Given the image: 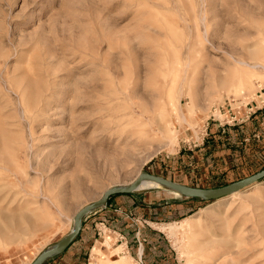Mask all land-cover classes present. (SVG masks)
Segmentation results:
<instances>
[{"label":"rangeland","instance_id":"rangeland-1","mask_svg":"<svg viewBox=\"0 0 264 264\" xmlns=\"http://www.w3.org/2000/svg\"><path fill=\"white\" fill-rule=\"evenodd\" d=\"M262 48L264 0H0V264H30L141 171L211 187L262 168ZM173 191H135L183 206L138 223L142 255L101 222L80 263L264 264V178L210 200Z\"/></svg>","mask_w":264,"mask_h":264},{"label":"crops","instance_id":"crops-1","mask_svg":"<svg viewBox=\"0 0 264 264\" xmlns=\"http://www.w3.org/2000/svg\"><path fill=\"white\" fill-rule=\"evenodd\" d=\"M237 126L241 127L242 124ZM217 130L220 133L225 131V129L221 130L219 127H217ZM247 138L244 137L242 140L246 141ZM212 140L214 141V138ZM207 143V146L211 145V142ZM220 152L224 153L221 150ZM135 191L112 194L108 197L104 206L87 213L82 220L81 229L65 250L51 256L42 264H81L83 254L85 255L86 252L85 247L93 240L91 232H94V225L96 227L101 222L125 240L128 238L134 243L137 242L138 254L142 255L144 246L143 242L140 241L139 233L141 239L145 240L144 236L146 234L144 232L146 231L138 223L140 221L158 223V220L162 219L163 216L175 213L183 206L177 205L178 200H159L157 196L152 194L138 195ZM135 229L137 230L136 234ZM148 234L153 235L156 233L150 230Z\"/></svg>","mask_w":264,"mask_h":264},{"label":"water","instance_id":"water-1","mask_svg":"<svg viewBox=\"0 0 264 264\" xmlns=\"http://www.w3.org/2000/svg\"><path fill=\"white\" fill-rule=\"evenodd\" d=\"M264 178V166L259 170L241 177L239 179L230 181L223 185L200 187L176 182L159 175L151 174L146 171H141L129 183L125 185H115L107 188L97 199L80 207L72 216V227L67 234L57 240L54 244L46 247L40 251L30 264H42L51 256L61 253L72 242L74 237L81 229L82 220L90 211L104 206L108 197L115 193H128L135 191L142 179H151L161 185L175 189L178 193L187 198L198 199H215L222 196L230 195L233 192L240 191Z\"/></svg>","mask_w":264,"mask_h":264},{"label":"bare ground","instance_id":"bare-ground-1","mask_svg":"<svg viewBox=\"0 0 264 264\" xmlns=\"http://www.w3.org/2000/svg\"><path fill=\"white\" fill-rule=\"evenodd\" d=\"M237 2H239V1H237ZM239 3H241V2H239ZM237 4L238 5V7H237V11L238 12H240V14H244V13H246V9H245V7H246V5L244 6V5H242V4ZM227 52V51H226ZM231 52V51H230ZM228 53V52H227ZM227 55H229V53L227 54ZM230 55H231V53H230ZM229 55V56H230ZM259 55H260V60L262 61V60H264V48H262V49H260L259 50ZM238 64H244V65H246L245 63H244V61H241V60H235ZM259 62L258 64H260V65H262V66H264V64L262 63V62ZM215 62V61H214ZM188 63V62H187ZM190 64V63H189ZM257 64V63H256ZM187 65V64H186ZM209 65H210V63H209ZM221 65H224V63H222ZM247 66H249V64L248 65H246V67ZM186 67V66H185ZM254 67V66H253ZM252 67V68H253ZM187 68V67H186ZM241 71L238 73L237 72V76L235 77V81H234V91L235 92H239V91H241L242 89H244V88H246V87H248L249 85H250V76H251V74L250 73H248V71L246 70V69H244L243 67H240L239 68ZM248 73V74H246V72ZM89 87V86H88ZM93 87V86H92ZM95 87V86H94ZM93 87V88H94ZM90 88V87H89ZM88 89V88H87ZM86 89V90H87ZM90 90L91 91H93L91 88H90ZM94 90H95V88H94ZM238 94V93H237ZM86 96V95H85ZM89 97H87L86 99H88ZM171 98V97H170ZM168 100H169V95H168ZM108 102V101H107ZM109 102H111L112 104H113V102L112 101H109ZM171 102V101H170ZM110 103V104H111ZM107 104V103H106ZM169 104V103H168ZM114 106V105H113ZM170 106H172V105H170ZM111 107V106H110ZM175 107V106H174ZM104 108V110H105V107H103ZM115 108V106L113 107V109ZM173 108V107H172ZM171 108V109H172ZM102 109V107H97V111L96 112H100V110ZM111 109V108H110ZM108 111H109V108H108ZM111 111H114V110H110V112ZM133 111V110H132ZM175 112V111H174ZM178 113H179V111H178ZM117 114V113H116ZM132 114V113H131ZM158 114H160V115H162L163 114V111L162 110H159V112H158ZM170 114H172V113H170ZM214 114V113H213ZM118 115H120V114H118ZM125 115V114H124ZM123 116V115H122ZM164 116H165V118L168 116V114H166V115H163L161 118H164ZM120 117H121V115H120ZM160 118V119H161ZM162 123V122H161ZM167 123V122H166ZM168 127V126H167ZM194 128V127H193ZM163 131V130H162ZM168 132H171V130L170 131H168ZM167 132V133H168ZM173 133V132H172ZM171 133V134H172ZM168 135H170V134H168ZM172 137V136H171ZM173 142V140L171 139V143ZM1 167V166H0ZM157 184H159V183H157V182H155V181H153V180H151V179H142V181L138 184V186H137V188H136V190H140V189H145V188H149V187H152V186H156ZM174 192V194H176V195H178L179 193H178V191H173ZM241 192V190L240 191H236V192H233V193H231V195L232 194H237V193H240ZM109 239H111V237H110V235L108 234V233H106L105 234V238H104V240L103 241H101L100 243H98V244H95V245H93V248H92V253H93V255L95 256V257H97V256H99V254L101 253V244H106L107 242H108V240ZM200 248V247H199ZM103 255V254H102ZM100 258V257H99ZM252 258V257H251ZM106 259H108V258H106ZM113 260V259H112ZM253 260V259H252ZM251 260V261H252ZM111 262H113V261H111ZM247 262H250V261H247ZM109 262H107V264H108Z\"/></svg>","mask_w":264,"mask_h":264},{"label":"trees","instance_id":"trees-1","mask_svg":"<svg viewBox=\"0 0 264 264\" xmlns=\"http://www.w3.org/2000/svg\"><path fill=\"white\" fill-rule=\"evenodd\" d=\"M254 113L261 114V113H262V110H261V111H255ZM254 113H253V114H254ZM253 114H252L251 117H254V116L257 115V114H255V115L253 116ZM251 117H250V118H251ZM243 141H244V140H243ZM263 166H264V165H263ZM263 166H262V167H263ZM225 183H228V182H223V183H221V184H219V185H223V184H225ZM215 186H218V185H215ZM186 199H188V200H197L198 198H187V197H186Z\"/></svg>","mask_w":264,"mask_h":264},{"label":"built area","instance_id":"built-area-1","mask_svg":"<svg viewBox=\"0 0 264 264\" xmlns=\"http://www.w3.org/2000/svg\"><path fill=\"white\" fill-rule=\"evenodd\" d=\"M250 109H252V107H250L246 113V119L249 118V116L255 112V110H252V112H250ZM233 115V114H232ZM235 118V116H232L231 119ZM219 124H222L221 122H219Z\"/></svg>","mask_w":264,"mask_h":264}]
</instances>
